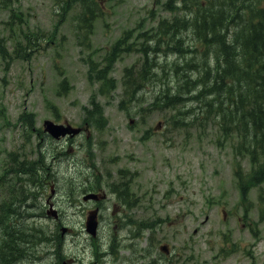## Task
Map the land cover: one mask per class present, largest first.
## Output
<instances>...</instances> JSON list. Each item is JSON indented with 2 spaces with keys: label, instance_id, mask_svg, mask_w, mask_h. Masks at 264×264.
Masks as SVG:
<instances>
[{
  "label": "rangeland",
  "instance_id": "rangeland-1",
  "mask_svg": "<svg viewBox=\"0 0 264 264\" xmlns=\"http://www.w3.org/2000/svg\"><path fill=\"white\" fill-rule=\"evenodd\" d=\"M96 1L102 13L86 34L79 29L81 6L69 0H0V41L9 55L0 56V264L10 263L3 239L15 215L6 210L23 200V264H165L159 246L167 243H185L187 264H264V184L242 193L236 171L248 187L252 162L239 134L223 129L216 108H205L211 98L182 94L171 107L155 99L162 82L152 80L134 95L124 76L128 69L136 79L138 52L114 64L110 92L89 75L90 61L102 65L125 31H149L171 18L161 10L168 0ZM174 59L161 62L168 67ZM180 71L165 80L170 88ZM92 100L103 110V129L99 117L87 120ZM45 121L82 131L56 141ZM17 161L41 174L35 193L25 179L12 188ZM118 184L128 186L131 207L112 192ZM85 187L100 190L103 201L84 203ZM98 206L103 220L92 242L85 223Z\"/></svg>",
  "mask_w": 264,
  "mask_h": 264
},
{
  "label": "trees",
  "instance_id": "trees-1",
  "mask_svg": "<svg viewBox=\"0 0 264 264\" xmlns=\"http://www.w3.org/2000/svg\"><path fill=\"white\" fill-rule=\"evenodd\" d=\"M69 2L81 6L79 29L88 34L102 13L100 4L96 0ZM161 10L169 12L171 18L160 19L149 31H125L106 53L102 65L97 67L90 61V77L94 75L107 92L114 90L116 85L110 77L114 64L123 54L138 52L142 63L136 79L132 81L128 69L124 76V86L128 91L135 88L134 95L152 80L162 82L155 99L171 107L182 103V94L195 95L192 97L198 102L211 98L205 108H216L223 129L232 127L239 134L252 162L248 187L240 168L236 171L242 193L246 194L251 185L260 187L264 184V0H168ZM16 53L17 58L24 59L22 50ZM0 56L9 57L1 41ZM162 56L175 59L166 60L165 67ZM178 71L181 80L170 88L165 80L170 81ZM90 106L87 120L99 117L103 129L106 122L102 108L95 100ZM17 165L10 174L35 172L26 162ZM259 200L260 219L264 221L262 189Z\"/></svg>",
  "mask_w": 264,
  "mask_h": 264
},
{
  "label": "flooded vegetation",
  "instance_id": "flooded-vegetation-1",
  "mask_svg": "<svg viewBox=\"0 0 264 264\" xmlns=\"http://www.w3.org/2000/svg\"><path fill=\"white\" fill-rule=\"evenodd\" d=\"M35 134L39 135V137L42 136V128H35L34 129ZM0 175H4V174H0ZM10 176L12 177V179H10L13 184H12V188L18 190L21 189L19 184L21 182V179H25L28 178V182L29 183H34V187L33 190L35 193V190L39 188V186H37L39 179L41 178V174H10ZM22 183V182H21ZM42 185V184H41ZM128 186L127 187H117L116 190L117 192L115 193L117 196V199L126 207H131L132 206V202L130 200H128L127 197H129V192L127 191ZM86 191H90V192H96V193H100V190H96L94 188H87L85 187ZM120 191L125 192L124 198H119L117 194H119ZM21 200V197H20ZM25 200H23V202H21L24 205ZM103 201L102 196L99 195L97 202H101ZM136 203V201H135ZM87 204H82V207H84ZM52 206V205H50ZM49 206V207H50ZM99 207V206H98ZM97 210L99 211L98 213V223L100 226V223L103 220V214L100 212V207L97 208ZM84 211V209H83ZM90 212V211H89ZM25 219H13L12 222V227L14 226H23L22 224L25 223ZM149 229H153L150 226L146 227ZM58 229V226H55V230ZM148 229V230H149ZM72 231L67 229V233H71ZM52 234V233H51ZM25 235V232L23 230V228L19 227L17 229H14L12 231L8 230L4 236L3 239V246L6 253V255L8 256V259L10 260L9 264H23V254L26 252L25 247H26V239L25 237H23ZM98 236H96L95 238H97ZM47 239H49L51 241V243H53V241H55V235H52L50 237H48ZM92 242H95V239H91ZM145 249H149L150 246L149 244H146L144 246ZM185 249H186V245L184 244H178V246H171L170 244H163L159 246V251L161 254H163L165 257V264H187L186 258H185ZM25 250V252H24ZM17 251V252H16ZM148 253V257H149ZM156 260H150V264H155Z\"/></svg>",
  "mask_w": 264,
  "mask_h": 264
},
{
  "label": "water",
  "instance_id": "water-1",
  "mask_svg": "<svg viewBox=\"0 0 264 264\" xmlns=\"http://www.w3.org/2000/svg\"><path fill=\"white\" fill-rule=\"evenodd\" d=\"M46 128L47 131L50 132L55 138H59L60 136H66L67 134H76L78 132V130H75L69 126L65 127L64 125H57L51 121L46 122ZM92 198H97V196L94 194H90L85 197V200ZM96 228H97V222L95 220V216L92 215L88 220L87 230L89 233L95 235Z\"/></svg>",
  "mask_w": 264,
  "mask_h": 264
},
{
  "label": "bare ground",
  "instance_id": "bare-ground-1",
  "mask_svg": "<svg viewBox=\"0 0 264 264\" xmlns=\"http://www.w3.org/2000/svg\"><path fill=\"white\" fill-rule=\"evenodd\" d=\"M205 97V96H204ZM231 106V105H230Z\"/></svg>",
  "mask_w": 264,
  "mask_h": 264
}]
</instances>
